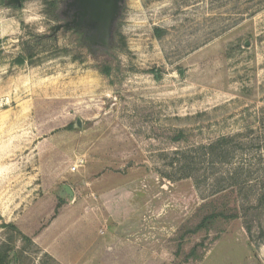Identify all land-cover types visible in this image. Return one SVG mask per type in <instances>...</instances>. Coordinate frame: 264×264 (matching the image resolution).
I'll list each match as a JSON object with an SVG mask.
<instances>
[{
  "label": "rangeland",
  "instance_id": "374dc122",
  "mask_svg": "<svg viewBox=\"0 0 264 264\" xmlns=\"http://www.w3.org/2000/svg\"><path fill=\"white\" fill-rule=\"evenodd\" d=\"M52 1L0 0V264H264V0H125L96 54Z\"/></svg>",
  "mask_w": 264,
  "mask_h": 264
},
{
  "label": "water",
  "instance_id": "95a60500",
  "mask_svg": "<svg viewBox=\"0 0 264 264\" xmlns=\"http://www.w3.org/2000/svg\"><path fill=\"white\" fill-rule=\"evenodd\" d=\"M125 0H66L62 15L68 20L66 23L53 28L54 31L77 30L85 31V39L92 51L107 50L112 46L113 31L124 7ZM12 4L21 6V0H11ZM101 43L100 45H97ZM64 191L73 197L69 187Z\"/></svg>",
  "mask_w": 264,
  "mask_h": 264
},
{
  "label": "crops",
  "instance_id": "0c3cea01",
  "mask_svg": "<svg viewBox=\"0 0 264 264\" xmlns=\"http://www.w3.org/2000/svg\"><path fill=\"white\" fill-rule=\"evenodd\" d=\"M59 220L62 221V223H59L57 225L64 224V223H66V224L71 223L72 226L70 227L69 230L73 234H77V232H82V231H84V233L87 232V228L84 226V221L86 219L83 218V217H79L78 219L71 218V217L70 218L69 217H65V218L62 217V219H59ZM66 220H69V221H66ZM93 228L94 227H91L89 230H93ZM55 230L59 231L60 229L59 228L58 229L55 228ZM85 239H81L80 243L82 244ZM76 241H78V237H73L72 242L70 244L69 243H66L65 246H67V247H69V246L70 247L76 246L75 245L76 244ZM54 243L56 245L55 247H58L59 246L58 245V241H55ZM115 245H116L114 247L115 252H113V255H115L117 258L115 257L114 263L112 261H110L109 259H107L106 255H105V257H103L104 256L103 255V256H101L99 258V259L102 258L103 263L100 260H96L95 259V256L98 255V254L99 255L101 254V253H98V252L92 254L94 256L91 257L93 259L90 262L87 261V262L82 263V261H81V263L82 264H125V263H127V264H136L137 263V260H139V259L137 258V251H136L137 250V248H136L137 245L135 243V239L134 238H132L131 240H129V243H128V246H127L128 249L125 251L126 253L123 256V257H127L126 260L122 259V261H121V258H120L121 243H117L116 242ZM119 245H120V248H119ZM83 247H85V244H84ZM149 250H150L149 248H145L144 249V252H143V255L144 256L145 255H148V257L150 258L151 257V253H149L150 252ZM104 253H106V251H104ZM149 264H151V263H149Z\"/></svg>",
  "mask_w": 264,
  "mask_h": 264
},
{
  "label": "trees",
  "instance_id": "16d2710c",
  "mask_svg": "<svg viewBox=\"0 0 264 264\" xmlns=\"http://www.w3.org/2000/svg\"><path fill=\"white\" fill-rule=\"evenodd\" d=\"M53 9L57 10L58 7L60 6L59 4V1L58 0H55V1H52L51 2V5H50ZM36 38V37H34ZM35 40L37 41H42L40 38H36ZM29 50V47L28 48H25V52L27 54V58L28 56L29 57H32L33 53L32 52H28ZM27 60H25V57H21L17 60V64L19 65H22L26 62ZM101 73L104 74V75H108L109 73V70L107 68H104L103 70H101ZM234 218H237L236 215H227V213L225 212H216V213H212L208 216H206L204 218V220L202 221V223L197 227L196 230L192 231L193 233L197 232L198 230H201L203 228H206L207 224L210 223V222H213L215 221L216 219H234Z\"/></svg>",
  "mask_w": 264,
  "mask_h": 264
},
{
  "label": "clouds",
  "instance_id": "9594fccd",
  "mask_svg": "<svg viewBox=\"0 0 264 264\" xmlns=\"http://www.w3.org/2000/svg\"><path fill=\"white\" fill-rule=\"evenodd\" d=\"M23 11L25 23H36L38 25L36 31L38 33H43L45 31V26L43 24L45 17L42 15L41 10H33L32 5L29 4Z\"/></svg>",
  "mask_w": 264,
  "mask_h": 264
},
{
  "label": "flooded vegetation",
  "instance_id": "af4514ba",
  "mask_svg": "<svg viewBox=\"0 0 264 264\" xmlns=\"http://www.w3.org/2000/svg\"><path fill=\"white\" fill-rule=\"evenodd\" d=\"M65 21L67 22L68 20L65 18ZM65 22V23H66ZM73 31H75L76 33H78V34H80L84 39H85V31H77V30H74V29H72ZM114 32H115V29H114V31H113V38H112V43H114ZM85 42L87 43V47L89 48V46H88V42L86 41V39H85ZM101 43H98L97 45H100ZM113 45V44H112ZM109 47H111L110 45L109 46H107V49L109 48ZM97 51H92L90 48H89V50L93 53V54H96L97 52L99 53L100 51L102 52V51H105V50H103V49H100V46H97Z\"/></svg>",
  "mask_w": 264,
  "mask_h": 264
}]
</instances>
